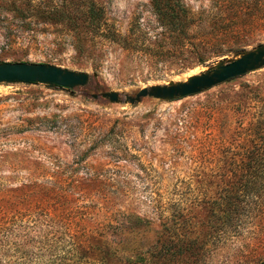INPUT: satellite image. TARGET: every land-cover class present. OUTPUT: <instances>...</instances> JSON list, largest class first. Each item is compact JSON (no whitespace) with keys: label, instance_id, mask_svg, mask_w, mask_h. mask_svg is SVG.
<instances>
[{"label":"rangeland","instance_id":"rangeland-1","mask_svg":"<svg viewBox=\"0 0 264 264\" xmlns=\"http://www.w3.org/2000/svg\"><path fill=\"white\" fill-rule=\"evenodd\" d=\"M95 1L99 28L59 17L75 0H0V63L89 76L0 83V264H134L173 221L200 264H264V188L240 195L229 225L208 218L232 161L264 131V66L184 97L136 98L264 45V0H176L183 31L163 4ZM89 235L110 259L76 252Z\"/></svg>","mask_w":264,"mask_h":264},{"label":"trees","instance_id":"trees-1","mask_svg":"<svg viewBox=\"0 0 264 264\" xmlns=\"http://www.w3.org/2000/svg\"><path fill=\"white\" fill-rule=\"evenodd\" d=\"M155 5L163 4L165 18L173 29L183 31L187 28V11L176 3V0H151ZM77 4L73 9H65L63 14L59 13L62 18L73 19L84 23L88 20V24L99 28L102 23L103 8L96 3L95 0H75ZM126 38H123L125 40ZM231 176L225 182L223 191L218 197L210 201V212L208 218L211 220V225L216 228L219 224L229 225L232 221V214L239 205V197L241 194L248 195L251 191L260 195L264 188V131L259 135V138H253L251 145L246 149L243 156L232 161ZM262 171L259 176L256 172ZM259 181H262L260 186ZM264 194V192H263ZM160 240L155 243L150 250L139 261L135 260L134 264H200L199 259L202 257L200 245L194 243L193 239L187 240L177 236V230L180 226L176 222H169L164 225ZM109 249L102 246L101 240L95 236H88L82 242V246L76 248V252L82 254L83 259H110L111 252ZM130 260L131 258L125 257ZM141 259L149 260L144 262ZM129 262V261H128Z\"/></svg>","mask_w":264,"mask_h":264},{"label":"water","instance_id":"water-1","mask_svg":"<svg viewBox=\"0 0 264 264\" xmlns=\"http://www.w3.org/2000/svg\"><path fill=\"white\" fill-rule=\"evenodd\" d=\"M264 66V45L254 50L242 53L238 58L227 62L221 61L213 68L200 74H193L184 81L165 85L141 88L136 98L150 95L160 99H174L184 97L211 87L228 79L245 74L248 71ZM88 73L76 71L67 67L40 62H1L0 83H41L49 87L72 88L84 85L88 80ZM111 102H117L119 94L115 90L102 93ZM135 99L131 98L130 102Z\"/></svg>","mask_w":264,"mask_h":264}]
</instances>
